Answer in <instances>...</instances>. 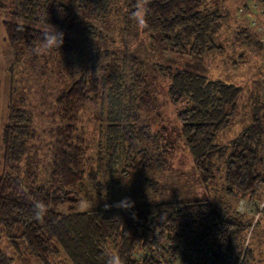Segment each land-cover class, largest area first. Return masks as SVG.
I'll return each mask as SVG.
<instances>
[{"label":"trees","instance_id":"obj_1","mask_svg":"<svg viewBox=\"0 0 264 264\" xmlns=\"http://www.w3.org/2000/svg\"><path fill=\"white\" fill-rule=\"evenodd\" d=\"M250 1L264 9V0H247L238 12L251 10L246 6ZM221 2L150 0L147 27L140 28L132 15L137 0H0V11L15 18L3 21L6 40L20 45L26 60L38 64L43 82L38 101H31L28 94L15 98L11 88L2 130L0 228L8 237L23 241L31 256L44 264L65 260L105 264L109 254L119 256L121 264H247L249 249L244 250L239 240L246 226L242 217L247 214L236 206L193 199L75 209L85 181L96 174L89 169L126 156L130 162L124 173L144 166L154 169L177 146L175 139H168L166 127L153 126L161 119L156 112L159 95L143 59L119 58L113 52L112 58L87 65L53 98L50 111L38 112L49 120L43 129L34 125L36 103L46 104V82L57 74L56 68L59 72L66 68L68 33L84 31L107 41L104 30L112 31L121 17L122 36L135 28L140 38L200 59L225 51L220 31L227 11L220 8ZM250 25L238 24L233 45L262 47L254 38L258 28ZM53 27L65 32L63 45L34 54L43 32ZM152 69L166 77L171 102L184 105L177 119L202 184L207 187L213 181L216 161L224 157L227 196L237 197V204L241 199L264 201L252 195L264 183V131L253 124L230 142L217 141L218 133L231 123L242 88L180 67ZM36 202L48 210L39 221L34 218ZM65 205L69 207L64 210ZM11 263L12 258L0 249V264Z\"/></svg>","mask_w":264,"mask_h":264},{"label":"rangeland","instance_id":"obj_2","mask_svg":"<svg viewBox=\"0 0 264 264\" xmlns=\"http://www.w3.org/2000/svg\"><path fill=\"white\" fill-rule=\"evenodd\" d=\"M246 1L223 0L219 4L221 9L227 11V18L220 31L223 45L226 47L225 51L224 53L213 51L200 59L173 52L156 42L152 43L148 39L140 38L136 35L135 28L128 36H122L118 32L124 25L121 17L116 20L112 31L108 30L109 28L104 30L109 36L107 41L92 38L84 31L68 33L71 44L67 47L65 54L66 68L59 72V68L54 67L57 74L46 82L49 87L44 95L46 104L40 105L34 102L36 103L35 127L43 129L44 123H48L47 115L38 112L51 110V101L69 86L75 74L87 65L112 58L114 52L119 58L125 55H136L144 60L150 71L149 78L154 82L159 95L156 112L161 115V119L154 121L153 126L157 129L166 127L168 139L170 137L177 141L174 151L164 155L161 159L165 161H161V165L156 163L154 169L144 166L137 172L124 173L123 170L129 168L127 164L130 160L127 156L120 161L108 159L101 167L96 168L95 166L89 169V172L96 174L85 181L81 200L74 205L76 210L120 208L123 206H118L119 202L125 198L133 202L132 206L193 199H211L218 205L225 203L230 207L236 206L237 197H228L225 193L226 162L224 157L216 161L213 181L207 187L202 184L194 166L193 153L187 145L181 122L177 119V114L184 108V105L171 102L167 94L166 77L152 68L158 65L180 67L194 73L208 75L211 78L225 79L242 88L231 123L218 133L217 141L230 142L253 124H257L256 126L264 131V31L258 29L259 33L254 34V38L261 43L262 47L243 43L232 44L238 24L250 25L248 17L250 10L240 9L241 12H238L239 7H243ZM248 4L256 6L251 1L246 6ZM256 15L258 16L257 13ZM252 18L257 17L252 16ZM14 19L11 14L0 11V173L3 170L2 130L8 119L11 88L15 89V98L28 94L31 101L35 99L38 101L41 100L39 95L43 85L42 77L39 71H36L38 64L35 65L30 59L26 60V54L22 52L20 45H13L6 40L3 21ZM250 26L255 27L253 24ZM104 51H106L105 54ZM240 55L242 57H239ZM235 59L241 61L237 65L230 63ZM89 128H92V122L89 123ZM252 195L255 199H264V183ZM68 207L65 205L63 209H68ZM254 211L251 207L248 213H243L248 216L242 217L246 226L239 240L244 250L249 249L247 264H264V210L260 214L259 211L257 213ZM0 249L12 258L11 264H44L39 258L27 252L23 241L8 237L1 228ZM62 264L71 263L65 260Z\"/></svg>","mask_w":264,"mask_h":264},{"label":"clouds","instance_id":"obj_3","mask_svg":"<svg viewBox=\"0 0 264 264\" xmlns=\"http://www.w3.org/2000/svg\"><path fill=\"white\" fill-rule=\"evenodd\" d=\"M150 3V0H137V9L133 12V19L137 22V25L140 28L147 27L146 21V6ZM19 30H23V25L19 26ZM65 34L63 31L58 30L53 27V29L45 30L41 37V44L32 49L34 54H43L47 51L59 49L64 41ZM133 202L129 198H125L123 201L119 202L118 206H123L125 208L132 207ZM34 218L36 220H42L47 214V208L43 203L36 202L34 203ZM248 202L244 199H241L236 205L237 211L240 213H246L248 210ZM259 207L264 209V201L259 202ZM105 264H121L120 257L115 254H109Z\"/></svg>","mask_w":264,"mask_h":264},{"label":"built area","instance_id":"obj_4","mask_svg":"<svg viewBox=\"0 0 264 264\" xmlns=\"http://www.w3.org/2000/svg\"><path fill=\"white\" fill-rule=\"evenodd\" d=\"M248 6L251 8L249 15H248L250 22L253 25H255L260 31H264V9H260L258 7L256 8V6L251 5V4L250 5L248 4ZM256 13L258 14V16L256 15ZM252 16H255L257 18H252ZM246 201L248 202V205H249L246 213H248L251 210V207L254 208L255 213H257V211H260L261 208L259 207V202H252L249 200H246ZM145 253H147V252H145Z\"/></svg>","mask_w":264,"mask_h":264}]
</instances>
